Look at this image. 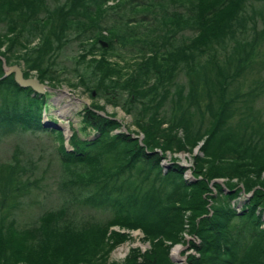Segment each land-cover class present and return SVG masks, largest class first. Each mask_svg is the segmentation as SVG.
Listing matches in <instances>:
<instances>
[{"label": "trees", "instance_id": "obj_1", "mask_svg": "<svg viewBox=\"0 0 264 264\" xmlns=\"http://www.w3.org/2000/svg\"><path fill=\"white\" fill-rule=\"evenodd\" d=\"M68 44L77 86L134 133L92 103L64 145L48 94L3 77L2 61L54 87ZM0 48V144L59 142L54 205L23 148L0 163V264H106L114 227L150 243L121 264H172L186 231L200 242L184 264H264V0H0ZM197 147L192 167L172 157ZM28 198L40 213L18 225Z\"/></svg>", "mask_w": 264, "mask_h": 264}, {"label": "rangeland", "instance_id": "obj_2", "mask_svg": "<svg viewBox=\"0 0 264 264\" xmlns=\"http://www.w3.org/2000/svg\"><path fill=\"white\" fill-rule=\"evenodd\" d=\"M111 4L112 2L108 5ZM2 49L3 48H0V52L2 51ZM75 52L76 51L74 44H68L64 48L58 60V64L61 67L56 71V77H58V80L57 82H54V87L45 89L43 93L48 94V96H46L44 100L45 113L42 117L43 125L47 128L60 130L63 136L64 145H66L65 142L71 133L70 129H78L79 131L80 113L82 112V109L84 107H89L92 103H95L97 107H101V112L105 113L108 116H112L120 123L121 130H125L126 128L128 129V131L134 133L136 130L132 126V120L129 116L125 115L118 107L106 105L102 100H92L88 96V93L84 90V87L77 86V78L75 76L73 63L71 64V59L76 54ZM107 57V61L111 63H117L121 67H127V64L124 63L128 62V55L123 56L121 54L118 55L113 53L109 54V56ZM29 77L34 78V72H31ZM138 137L140 140L141 136L138 135ZM58 144L59 142L54 138V135L44 133L24 135L21 139H15L14 137H11L4 140L0 144V163L8 162L9 157L16 145L25 150L27 158L33 159V161L37 163L36 169L31 171L33 172L35 178H41V184H43L37 200H39L42 196L47 195L51 200V203H49L51 205L55 204V196L53 194V191L54 184L56 183V178L58 175V163L55 158L56 148ZM195 155H199L201 157L203 156V154L199 150V147L193 149L192 152L180 154L178 153L174 154V156L172 157L176 158L180 165H183L185 167H192V157ZM261 178H264V173L262 174ZM216 181L221 184L227 182L226 179H218ZM235 182L236 181H234L233 183ZM30 198L23 201V203H28L30 207H27L24 213L19 216L20 218H18L17 220L18 225H22L27 221L25 219L26 216L34 217L40 213L41 205L37 206L35 204L29 203ZM91 213L93 214V212L85 210V212L82 211L80 215H91ZM95 217L97 216L95 215ZM187 228L188 227L186 226V230H188ZM110 231L125 235V239H123L122 243L114 246L109 251L106 258V264H121L131 249H137L140 253H145L150 249V243L144 239V236L139 231H126L117 227L111 228ZM182 237L183 239L180 243L172 245L169 248L168 257L172 264H184L185 259L188 255H194L197 257L199 256L195 248L191 246V243L193 242L195 244H198L200 242L199 239L195 237V235H191L188 231L184 232L182 234ZM176 247H180V250L178 251L177 255H174L173 250Z\"/></svg>", "mask_w": 264, "mask_h": 264}, {"label": "water", "instance_id": "obj_3", "mask_svg": "<svg viewBox=\"0 0 264 264\" xmlns=\"http://www.w3.org/2000/svg\"><path fill=\"white\" fill-rule=\"evenodd\" d=\"M104 46L105 44L102 43ZM2 69H3V77L12 75L13 82L19 88H29L33 93L41 95L44 93L45 89L48 87L45 84H41L35 78H23L22 72L19 67L12 65V66H5L2 61Z\"/></svg>", "mask_w": 264, "mask_h": 264}, {"label": "bare ground", "instance_id": "obj_4", "mask_svg": "<svg viewBox=\"0 0 264 264\" xmlns=\"http://www.w3.org/2000/svg\"><path fill=\"white\" fill-rule=\"evenodd\" d=\"M189 174H190V172L187 171L186 174H185V177H188ZM216 182H217V181H216ZM219 182H220V181H219ZM179 250H180V247H176V248L173 250L174 255H177V253H178Z\"/></svg>", "mask_w": 264, "mask_h": 264}]
</instances>
